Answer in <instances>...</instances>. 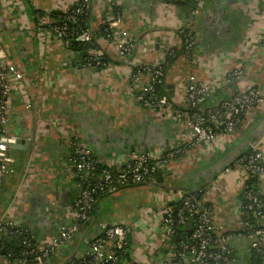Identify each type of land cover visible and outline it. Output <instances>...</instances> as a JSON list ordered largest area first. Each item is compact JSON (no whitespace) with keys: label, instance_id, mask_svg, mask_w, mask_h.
Here are the masks:
<instances>
[{"label":"crops","instance_id":"0c3cea01","mask_svg":"<svg viewBox=\"0 0 264 264\" xmlns=\"http://www.w3.org/2000/svg\"><path fill=\"white\" fill-rule=\"evenodd\" d=\"M112 1L120 10L116 28L108 27L112 19L109 0L91 1L94 10L89 27L106 62L105 68L93 69L83 65L82 52L63 46L38 25L35 16L52 18L51 14L74 6L76 0H0L3 45L25 74L13 91L9 113V131L18 146L14 172L0 189V218L27 228L39 246L55 235L57 222L68 223L72 218L71 205L79 188L75 170L67 163L70 137H79L99 162L114 169L128 153L140 155L188 139L182 124L161 118L135 101L129 80L136 64H153L165 48L174 47L176 55L163 80L171 86L166 89L168 97L180 96L184 82L200 81L211 89L206 102L211 104L214 98L225 97L233 85L222 74L236 68L243 70L236 85L241 88L249 83L264 97V0H187L168 8L163 3L155 6L152 0ZM103 25L111 30L112 38L98 35ZM186 25L196 40L192 60L181 55L178 30ZM117 31L135 40L132 54L124 59L114 50ZM27 102L29 110L24 108ZM263 118L264 100L248 117L244 134L234 141H222L210 153L202 147L191 149L145 184L99 198L88 225L81 226L50 263L78 257L86 240L98 232V224L106 223L131 227L127 255L118 264H159L161 216L179 204L182 191L192 187L201 188L203 199L213 204L214 223L234 231L244 178L242 174L225 178L216 172L231 157L241 156L251 137L258 134ZM55 119L63 123L52 126ZM27 164L35 176L20 188ZM257 189L264 202V179L257 180ZM235 251L238 264H247L244 241H237Z\"/></svg>","mask_w":264,"mask_h":264},{"label":"built area","instance_id":"2783aa9c","mask_svg":"<svg viewBox=\"0 0 264 264\" xmlns=\"http://www.w3.org/2000/svg\"><path fill=\"white\" fill-rule=\"evenodd\" d=\"M91 1L76 0L74 6L57 12L59 15L56 18H47L40 14L35 16L38 25L46 29L63 46L68 47L72 42H78L86 48L84 66L103 69L106 62L100 58L97 51V37L89 25L82 28L78 25L80 16H87L94 10ZM155 1L168 8L187 0ZM109 3L111 7L116 6L115 1L109 0ZM111 18L108 27H118L120 15ZM178 34L181 38L182 57L192 60L196 40L190 26L180 27ZM112 37L109 35L108 39ZM114 42L118 58L124 59L132 54L135 40L131 36L117 31ZM3 44L5 41L0 31V189L8 176L14 172V150L18 146V139L9 131V113L14 100L13 91L21 85L25 77L21 66L9 57ZM175 55L176 49L167 47L155 63H141L135 66L133 64L135 73L129 82L134 99L141 108L166 120L180 123L187 129L186 142L173 143L166 148L152 152L149 150L140 155L128 153L119 168L114 169L99 162L79 137H70L67 141L70 148L67 163L75 170L76 186L79 188L80 185L76 180L86 181L88 178H95V185L79 189L71 205V221L57 222L56 233L46 244L39 246L34 239L31 243L24 237L20 244L21 257L12 261L9 260V255H0V264H44L51 257L57 256L59 250L79 232L83 223L90 221L96 202L95 195L98 192L109 195L122 188L145 184L158 171H167L170 163L188 154L191 149L202 147L203 151L210 153L218 143L225 140L234 141L244 134L248 117L263 104L264 97L249 83H245L241 88L236 85L242 78L243 70L236 68L222 74V78L229 80V83L232 81L233 85L225 97L214 98L211 104H206L211 89L200 81L184 82L182 93L176 98L166 95L167 88L157 94L156 85L166 87L163 81L165 66L169 65L168 60L173 59ZM143 76L147 79L143 80ZM30 107L28 102L24 105L26 110ZM247 148L248 151L244 155L236 158L233 164L221 173L236 176L238 173V177L242 174L244 178L239 193L237 228L228 231L222 224L214 223L210 215L213 204L203 199L201 188L184 190L179 205L170 206L161 216L158 240L162 257L159 264H238L235 251L238 240L244 241L249 258L247 264H251L252 256V264H264V202L257 189V180L264 179V137L250 142ZM97 165L104 166L98 175L95 174ZM185 230H189L188 235L182 233ZM25 233L23 226L11 219L0 218V236L15 240ZM130 234L131 227L125 224L100 223L98 232L86 240L80 255L69 260L67 264H118L128 251ZM176 236H179L177 241ZM256 258L260 262L256 261Z\"/></svg>","mask_w":264,"mask_h":264},{"label":"trees","instance_id":"16d2710c","mask_svg":"<svg viewBox=\"0 0 264 264\" xmlns=\"http://www.w3.org/2000/svg\"><path fill=\"white\" fill-rule=\"evenodd\" d=\"M110 13H111V15H112V17H116L118 14L120 15V10H119V8L118 7H116V6H113V7H111V10H110ZM57 15H59V14H57V13H53V14H51V16H52V18H56L57 17ZM78 25H79V27H83V26H88L89 25V15H87V16H80L79 18H78ZM111 30H109V28H107L105 25H103V26H101V28H100V31H99V36L100 37H103V38H108L109 37V35H111L112 33L110 32ZM81 44H79L78 42H72V44L70 45V46H68L67 48L70 50V51H73V52H79V53H81ZM94 47V46H93ZM87 48H89V46H87ZM86 56H84V58L82 59V61H84L86 58H85ZM104 61V60H103ZM172 61V59L170 60H168V62L170 63ZM168 66H165V69L167 68ZM155 89H156V93L158 94L160 91L162 92V90H165L166 89V87H164L163 86V88L162 87H160L159 85H156L155 86ZM248 148L246 147L245 149H242V151H241V156L242 155H244L248 150H247ZM103 168H104V166H102V165H97V168H96V171H95V174L96 175H98V174H100V172H101V170H103ZM77 182H78V184H80L79 185V189L81 190H83V189H86L87 187H90V186H94L95 185V182H93L91 179H87L86 181L84 180V181H79V180H76ZM254 182H255V180H253ZM199 185V184H198ZM78 189V190H79ZM107 194L106 193H102V192H98L96 195H95V199H96V201L99 199V198H101V197H104V196H106ZM77 196V195H76ZM179 205V204H178ZM177 205V206H178ZM93 210H94V208H93ZM93 212V211H92ZM91 212V213H92ZM89 223V222H88ZM88 223H83L82 224V226H84V227H86L87 225H88ZM24 229H25V231H26V233H25V235H23V236H19V238H15V240H12V239H8V238H4V237H2V236H0V255H9V260H12V261H16V260H18V258H20L21 257V254H22V247H21V239L22 238H26V239H28L31 243H33V238H32V235H31V232L27 229V228H25L24 227ZM183 233V232H182ZM181 233V234H182ZM174 242H175V240H174ZM127 255V252H126V254L123 256V257H125ZM122 257V258H123ZM52 258V257H51ZM121 258V259H122ZM71 259H74V257L73 258H67V259H65V260H63L62 262H61V260L60 261H57V263H52V264H67L68 263V261L69 260H71ZM257 260L256 261H258V262H260L259 261V259L258 258H256ZM250 261H251V264L253 263V256H252V258H250ZM51 262V259L49 260V261H47V262H45L44 264H51L50 263Z\"/></svg>","mask_w":264,"mask_h":264},{"label":"water","instance_id":"95a60500","mask_svg":"<svg viewBox=\"0 0 264 264\" xmlns=\"http://www.w3.org/2000/svg\"><path fill=\"white\" fill-rule=\"evenodd\" d=\"M152 2H153V4H155V6H159V5H161L162 3H160V2H158V1H155V0H152ZM182 2H177V3H175L174 5H173V7H175V6H178L179 4H181ZM194 4H195V2H194ZM195 7V6H194ZM158 8V7H157ZM81 51H82V54L85 56L86 55V53H85V51H86V48L85 47H82L81 48ZM166 88L167 89H171V86H166ZM63 123V121H58L57 119H55L54 120V123H51V125L53 126V124H56V125H58V126H60V124H62ZM255 124H256V122H255ZM262 137H264V118H263V120L259 123V126H258V134H256V136H252L251 137V140H250V142L252 143V142H256L257 140H260ZM25 149H27V147H28V143H25ZM240 156V154H237L235 157H231V160H228V161H225L224 163H223V165H222V167H220L219 169H218V171L216 172V174L217 173H221L222 171H223V169H225L226 167H228V166H230L231 165V163L236 159V158H238ZM161 175V173L158 171L157 173H156V176H160ZM35 176V172H34V170L31 168V166H29L28 164L24 167V169H23V171H22V175H21V179H20V184H19V187L20 188H24L25 187V185L26 184H28L29 183V181H30V179L32 178V177H34ZM170 176V178H171V175H169ZM212 178V177H211ZM93 182H96V179L95 178H93V179H91ZM157 182H160V180L158 179L157 180ZM200 185V184H199ZM200 187V186H199ZM194 187H192L191 189H193ZM196 189V188H195ZM185 190H189V189H185ZM47 203H50L49 202V198H48V200H47ZM183 233L185 234V235H188L189 234V230H185V231H183ZM179 239V236H176L175 237V240L177 241Z\"/></svg>","mask_w":264,"mask_h":264},{"label":"rangeland","instance_id":"374dc122","mask_svg":"<svg viewBox=\"0 0 264 264\" xmlns=\"http://www.w3.org/2000/svg\"><path fill=\"white\" fill-rule=\"evenodd\" d=\"M237 175H239V174L237 173ZM222 176L225 177V178H226V176H227L228 178L231 177V175H224V174H222ZM232 176H235V174H232Z\"/></svg>","mask_w":264,"mask_h":264}]
</instances>
